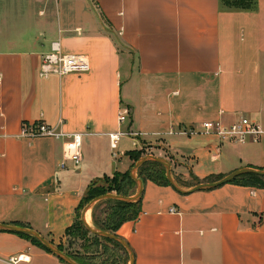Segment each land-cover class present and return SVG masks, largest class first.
Masks as SVG:
<instances>
[{"label": "crops", "instance_id": "1", "mask_svg": "<svg viewBox=\"0 0 264 264\" xmlns=\"http://www.w3.org/2000/svg\"><path fill=\"white\" fill-rule=\"evenodd\" d=\"M229 2L0 0V224L65 244L89 186L127 172L130 151L168 161L186 190L264 170V132L258 142L230 144L202 128L244 116L264 130V0ZM54 42L85 56L90 71L42 78ZM60 121L83 141L82 163L65 170L63 140L20 137L24 124ZM117 235L134 264H264V188L230 183L183 195L147 181L138 219ZM19 254L30 258L21 264H64L0 231V259Z\"/></svg>", "mask_w": 264, "mask_h": 264}, {"label": "trees", "instance_id": "2", "mask_svg": "<svg viewBox=\"0 0 264 264\" xmlns=\"http://www.w3.org/2000/svg\"><path fill=\"white\" fill-rule=\"evenodd\" d=\"M247 1L249 0H230L229 4L232 7H239L243 2ZM126 155L133 163L129 171L123 173L115 172L113 176H105L89 186L86 195L79 205L78 217L75 223L66 231L67 244L57 245L61 251L65 252L79 264H130L128 251L113 239L92 234L83 223L81 215V211L97 197L107 194L130 197L136 194L137 183L131 177V170L136 162L147 154L141 150H135L128 152ZM137 177L144 183L152 181L157 185L171 186L166 176V169L159 162L148 161L144 163L138 169ZM219 179L221 178L209 179L208 181L213 182ZM196 182L200 183L199 180H196ZM231 183L264 188V179L252 174L241 176ZM178 184L182 186L180 182ZM140 212L141 200L137 203H127L115 199H108L101 201L92 209V224L104 232L117 235V232L125 223L138 219ZM17 225L28 228L25 224ZM16 234L31 240L38 247L53 254L36 238L22 233ZM77 241L80 242L79 246L82 252L71 251V246ZM59 261L66 264L61 259Z\"/></svg>", "mask_w": 264, "mask_h": 264}, {"label": "built area", "instance_id": "3", "mask_svg": "<svg viewBox=\"0 0 264 264\" xmlns=\"http://www.w3.org/2000/svg\"><path fill=\"white\" fill-rule=\"evenodd\" d=\"M90 63L83 55L64 54L61 51L60 43L54 42L51 51L42 57L40 76L48 78L52 75L60 77L70 74H84L90 71ZM128 110H122L119 114V122L124 123L127 119ZM62 121L57 126H49L44 122L24 124L20 137L38 138L48 137L56 140H63V155L58 164L61 170L69 167V164L78 166L82 163V135L65 134L60 130ZM204 133L210 134L219 143L246 144L248 142H258L264 130L262 125L251 118L240 117L234 123L225 124L221 120L207 121L202 124ZM113 146H117L121 139L120 133L111 134ZM171 213L177 214L176 208L170 209ZM30 258L25 254L11 256L6 261L0 259V263L21 264L29 262Z\"/></svg>", "mask_w": 264, "mask_h": 264}, {"label": "water", "instance_id": "4", "mask_svg": "<svg viewBox=\"0 0 264 264\" xmlns=\"http://www.w3.org/2000/svg\"><path fill=\"white\" fill-rule=\"evenodd\" d=\"M148 161H155V162H159V163L163 164L165 169H166V176H167V179H168L171 187L174 188V190H176L178 193L183 194V195L191 194V193L198 192V191L214 190V189H217V188L224 186L226 184H230L235 179H237L241 176L250 175V174L256 175V176L264 179V170L246 167V168L236 170V171L228 174L227 176H225V177H223L217 181L209 182V183H200V184H197L196 186L190 188L189 190H186V189L182 188L173 178L172 171H171V165L168 161L164 160L163 158L156 157L153 155L142 157L140 160H138L136 162L135 166L131 170V177L137 183V192L135 195L130 196V197H124V196H119L116 194H107V195L97 197V198L93 199L85 207V209L83 210V213H82V221L92 234L99 236V237L113 239V240L119 242L128 251L129 256H130V264H134L135 256H134V252L132 251L129 244L123 238H121L117 235H113V234L104 232V231L96 228L92 224V222H90L89 216L87 215V213L89 211H92V209L98 203H100L101 201H104V200H108V199H115V200H119V201H123V202H127V203L139 202L142 199L144 182L137 177V171L144 163H146ZM0 231H7V232L22 233V234L30 235V236L36 238L37 240H39L57 258L61 259L66 264H79L76 261H74L70 256H68L65 252L61 251L57 245H55L51 241L47 240L46 238L41 236L38 232H36L32 229L20 227V226H15V225L0 224Z\"/></svg>", "mask_w": 264, "mask_h": 264}, {"label": "rangeland", "instance_id": "5", "mask_svg": "<svg viewBox=\"0 0 264 264\" xmlns=\"http://www.w3.org/2000/svg\"><path fill=\"white\" fill-rule=\"evenodd\" d=\"M231 2H232V1H231ZM229 3H230V2H229ZM141 151H142V152H145V150H141ZM145 153H146V152H145ZM160 158H161V157H160ZM128 171H129V170H128ZM84 209H85V208H84ZM84 209H83V210H84ZM90 222H91V220H90ZM67 241H68V240L65 241L66 244H67ZM79 244H80V242H78V241L75 242V243H73V245L71 246V251H72V252H74V251L82 252L81 249H80Z\"/></svg>", "mask_w": 264, "mask_h": 264}]
</instances>
